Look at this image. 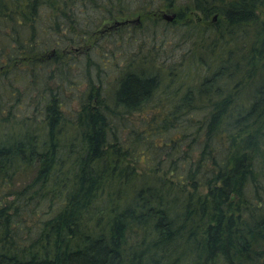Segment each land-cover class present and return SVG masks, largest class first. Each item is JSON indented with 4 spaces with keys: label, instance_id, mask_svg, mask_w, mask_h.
Returning <instances> with one entry per match:
<instances>
[{
    "label": "trees",
    "instance_id": "16d2710c",
    "mask_svg": "<svg viewBox=\"0 0 264 264\" xmlns=\"http://www.w3.org/2000/svg\"><path fill=\"white\" fill-rule=\"evenodd\" d=\"M154 1L141 0V18L191 40L189 66L209 73L174 86L171 69L132 57L110 91L88 79L66 113L46 82H67L76 60L59 38L47 56L46 34L75 45L88 33H74L77 7L114 19L125 6L0 0V106L36 94L39 109L20 118L8 105L0 123V264H264V0H160L171 21L152 18ZM150 104L168 149L138 171L115 128ZM129 133L135 151L141 134Z\"/></svg>",
    "mask_w": 264,
    "mask_h": 264
},
{
    "label": "rangeland",
    "instance_id": "374dc122",
    "mask_svg": "<svg viewBox=\"0 0 264 264\" xmlns=\"http://www.w3.org/2000/svg\"><path fill=\"white\" fill-rule=\"evenodd\" d=\"M112 1V6L105 2L104 5L115 14L117 13L116 10H119L120 4L125 6V8L120 9L123 11V14H116L114 19H108V11L105 8H93L90 4L77 7L78 24L74 26V33L80 30V28L88 30V33L79 36L80 39L77 40L79 37L76 39L75 45L67 44L63 33H61V36L59 34H52V36L49 33L46 34V39L49 40L48 46L44 47L47 56H51L49 53L53 52L54 49V46L49 45H53L55 40L59 38L61 40L59 41L60 48L58 49V53L73 54L74 58H72L76 60V62H71L72 64L69 67H65V72L70 77L63 76L64 79L68 78V81L65 79L67 82L59 80V77L46 82L47 87L55 89L57 86L62 96L69 100L65 105L64 112L66 113L78 108L76 97L80 96L82 91H87L89 85L88 79L95 85L100 80L105 93L110 91L115 85L117 77L132 57L143 60L147 56V58L152 59L151 62L155 66L161 67L163 71L171 69L174 86H177L180 80H184L187 84L195 83L201 76L209 73V70L196 67V65L189 66V56L192 47L191 40L181 39L173 33V30L164 32L161 27L154 26L151 22L147 24L141 18V11L136 9L141 0ZM161 4L160 0L154 1L150 9L153 11L152 18L162 19L163 14H174L175 16V13L171 10H166ZM260 18L264 19V14H261ZM163 20L171 21L165 18ZM65 35H69L67 31ZM52 55L55 56L56 54L52 53ZM88 59H90L89 64H87ZM50 68H54V65L50 66ZM49 69H47V72L50 71ZM2 80L0 82V102L3 103L8 99V96H5V91H3L7 80ZM14 86H20V84L15 83ZM185 86H181L182 91L185 89ZM36 96V94H33L30 97L31 100L28 98L16 107L12 106L11 101H9L8 105L13 107L12 112L17 117L39 116V109L36 107ZM8 105L2 104L0 106V123L9 113ZM157 109L159 110L160 107L158 108L156 104H150L142 111L125 116L126 127L116 124L115 131L117 135L120 136V140L132 153L126 159L127 161L135 160L133 164L136 165L138 171H145L146 168L154 165L159 158L165 160V152L168 148H165L164 144L169 143V141L166 135L161 132L154 134L151 132L154 130V125L158 122L157 119H153ZM132 129L141 134L142 139V144L135 151L130 148L132 146V137L136 135V133H129ZM171 136L174 135L172 134ZM146 137L153 141L156 149L145 145L144 138ZM182 148H185V146L183 145ZM28 177L25 176L17 179V186L26 182ZM29 223L30 221H28Z\"/></svg>",
    "mask_w": 264,
    "mask_h": 264
},
{
    "label": "water",
    "instance_id": "95a60500",
    "mask_svg": "<svg viewBox=\"0 0 264 264\" xmlns=\"http://www.w3.org/2000/svg\"><path fill=\"white\" fill-rule=\"evenodd\" d=\"M174 17V14H171V15H167V14H163V18L167 19V20H172ZM217 18V15H213L212 17V21H215ZM198 19V18H197Z\"/></svg>",
    "mask_w": 264,
    "mask_h": 264
}]
</instances>
